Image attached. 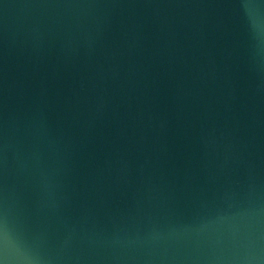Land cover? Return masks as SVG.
<instances>
[{"label": "water", "instance_id": "water-1", "mask_svg": "<svg viewBox=\"0 0 264 264\" xmlns=\"http://www.w3.org/2000/svg\"><path fill=\"white\" fill-rule=\"evenodd\" d=\"M0 264H264V0H0Z\"/></svg>", "mask_w": 264, "mask_h": 264}]
</instances>
